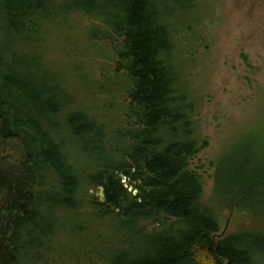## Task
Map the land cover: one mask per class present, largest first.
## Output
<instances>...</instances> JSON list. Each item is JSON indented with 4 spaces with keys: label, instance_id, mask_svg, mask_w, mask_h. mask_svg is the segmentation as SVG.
<instances>
[{
    "label": "trees",
    "instance_id": "1",
    "mask_svg": "<svg viewBox=\"0 0 264 264\" xmlns=\"http://www.w3.org/2000/svg\"><path fill=\"white\" fill-rule=\"evenodd\" d=\"M192 2L0 0V264L44 263L61 234L83 237L68 256L97 264H264V234L219 236L203 179L190 167L205 145L165 19ZM82 19L99 24L87 36L112 44L124 77L100 84L81 63L50 67V34L70 35ZM85 88L126 96L135 123L125 145L78 110ZM83 140L97 161L80 168L70 147ZM261 153L254 139L241 141L219 163L216 183L222 203L264 217ZM89 186L101 187L105 202ZM90 222L107 233H89Z\"/></svg>",
    "mask_w": 264,
    "mask_h": 264
},
{
    "label": "rangeland",
    "instance_id": "2",
    "mask_svg": "<svg viewBox=\"0 0 264 264\" xmlns=\"http://www.w3.org/2000/svg\"><path fill=\"white\" fill-rule=\"evenodd\" d=\"M171 14L165 22L172 30L174 61L181 86L195 106L196 135L205 145L190 162L191 169L203 179V202L215 210L219 236L264 234V217L256 210L246 211L222 203L216 183L219 163L241 141L254 139L264 151V0H193L189 7L171 8ZM97 26L98 23L82 19L70 35L66 29H55L46 46L50 67L60 70L71 63H81L83 73L100 84L114 79L116 74L124 77L123 64L112 51V44L88 38L90 29ZM87 88L76 94L78 110L93 118L107 138L125 145L122 136L135 123L127 119L126 96L118 90L106 94L105 90ZM93 135L92 139L97 136ZM104 142L103 151L108 155V142ZM70 148L80 168L97 161L90 142L77 141ZM88 190L105 202L101 187L89 186ZM97 225L90 222L89 233H107L106 227ZM82 238L61 234L60 243L48 251L50 260L44 263L42 260L40 264H97L96 258L88 262L75 254L68 256L67 252L82 250ZM53 250L62 253L57 255Z\"/></svg>",
    "mask_w": 264,
    "mask_h": 264
},
{
    "label": "water",
    "instance_id": "3",
    "mask_svg": "<svg viewBox=\"0 0 264 264\" xmlns=\"http://www.w3.org/2000/svg\"><path fill=\"white\" fill-rule=\"evenodd\" d=\"M134 194H136V192H134ZM104 198V195H103V193L101 194V199H103Z\"/></svg>",
    "mask_w": 264,
    "mask_h": 264
}]
</instances>
